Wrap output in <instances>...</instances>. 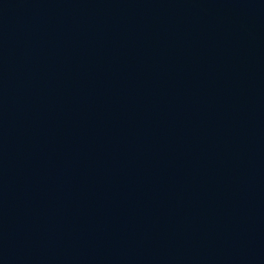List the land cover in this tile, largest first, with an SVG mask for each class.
<instances>
[{"label":"water","instance_id":"obj_1","mask_svg":"<svg viewBox=\"0 0 264 264\" xmlns=\"http://www.w3.org/2000/svg\"><path fill=\"white\" fill-rule=\"evenodd\" d=\"M0 264H264V0H0Z\"/></svg>","mask_w":264,"mask_h":264}]
</instances>
